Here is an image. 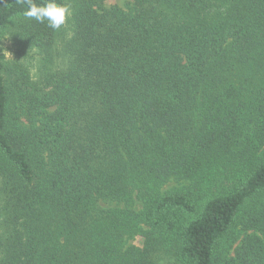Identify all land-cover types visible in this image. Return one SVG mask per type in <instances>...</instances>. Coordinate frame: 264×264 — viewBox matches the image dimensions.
<instances>
[{
    "label": "trees",
    "instance_id": "16d2710c",
    "mask_svg": "<svg viewBox=\"0 0 264 264\" xmlns=\"http://www.w3.org/2000/svg\"><path fill=\"white\" fill-rule=\"evenodd\" d=\"M107 1L0 4L44 69L0 52V264H264V0Z\"/></svg>",
    "mask_w": 264,
    "mask_h": 264
},
{
    "label": "rangeland",
    "instance_id": "374dc122",
    "mask_svg": "<svg viewBox=\"0 0 264 264\" xmlns=\"http://www.w3.org/2000/svg\"><path fill=\"white\" fill-rule=\"evenodd\" d=\"M125 0H108L105 4L107 6H112L116 4H121ZM72 8V6H71ZM65 26V25H64ZM61 37L64 39H69L70 32L65 31L56 39L55 51L53 53V60L47 66L52 69L62 68L65 65V58L62 55V48L57 42H61ZM0 52L5 56L6 66L11 68L17 67L21 71L27 70L31 77L37 78L40 74L41 69H43L42 54L38 49L31 48L25 44L24 39L20 35L19 25L10 27L5 35L0 39ZM9 78V77H8ZM11 80V74L10 78ZM176 187V184L171 183L163 187L162 190L171 189ZM232 238L223 241L220 247L215 252V264H228L231 257L233 256V251L237 246V242H232ZM130 245L141 247L142 240L140 238H135L129 242ZM158 264H176L172 258L165 257L158 261Z\"/></svg>",
    "mask_w": 264,
    "mask_h": 264
},
{
    "label": "clouds",
    "instance_id": "9594fccd",
    "mask_svg": "<svg viewBox=\"0 0 264 264\" xmlns=\"http://www.w3.org/2000/svg\"><path fill=\"white\" fill-rule=\"evenodd\" d=\"M4 0H0L3 4ZM26 6V10L22 13L25 19H34L37 23H45L47 27L53 31H58L64 26L68 18L72 15L70 4H60L57 0H44L42 4H38L35 0H21Z\"/></svg>",
    "mask_w": 264,
    "mask_h": 264
}]
</instances>
